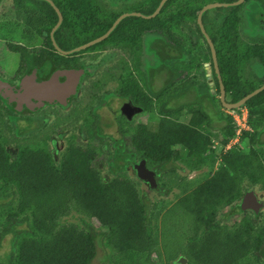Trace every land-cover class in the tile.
I'll use <instances>...</instances> for the list:
<instances>
[{
    "label": "trees",
    "instance_id": "trees-1",
    "mask_svg": "<svg viewBox=\"0 0 264 264\" xmlns=\"http://www.w3.org/2000/svg\"><path fill=\"white\" fill-rule=\"evenodd\" d=\"M30 1L20 0L17 4L26 10ZM215 1L238 0H169L157 17H128L119 26L141 24L148 32L153 31L151 35L160 28L161 35L157 32L162 44L160 59H168L171 64L162 65L168 77L167 86L162 88L158 131L138 127L134 135L136 149L149 166L163 167V172H157L160 177L155 176L157 186L151 191L169 196L186 180L178 170L191 173L203 170L208 165L206 155L213 153L214 143L219 142L213 140L216 133L212 120L198 103L171 106V99H175L180 89L185 96L189 87L199 89L201 77L206 79L203 67L206 61L210 62L216 91L215 97L209 96L213 102H220L218 121L224 122L219 129L223 133L219 144L225 149L216 158L218 166L162 215L161 235L156 236L146 194L128 172H108L110 176L106 178L94 165L93 161L104 153L101 148L77 149L70 144L62 153L61 164L55 165L48 151L23 146L18 138L13 140L18 155L10 161L6 141L0 135V245L5 237L12 236L11 253L0 264H92L98 252V236L106 240L111 250L105 264H165L162 250L167 253V264H180V256L186 258V264H244L249 257L262 261L264 219L258 221L261 214L244 216L241 223L232 227L218 219V214L227 208L228 215L236 213L235 206L256 186L264 189V90L241 107L248 111L250 130H242L238 136L235 118L219 99L220 82L211 49L197 24L200 10ZM160 2L141 0L137 8L151 15ZM263 3L264 0H246L239 6L212 10L215 14L212 19L210 11L203 15V25L216 48L226 94L236 89L239 92L227 97L231 103L264 85L262 79L242 86L238 77L240 67L253 55L264 63V46L247 45L239 37L243 16L252 27L264 20ZM44 4L50 32L58 16L49 4ZM246 7L249 9L244 10ZM45 16L36 18L45 21ZM118 16L116 13L106 23L111 26ZM63 19L62 26L79 23L78 17L71 14H65ZM187 30L189 35L184 34ZM185 50L189 59L183 60ZM175 64L178 68L171 70ZM131 87L149 98L147 85V90H137V82L132 81ZM185 113L188 122L181 121ZM235 138L238 145L226 149ZM245 145L247 151L243 149ZM73 215L82 218V225L62 222ZM92 222L107 232L96 234Z\"/></svg>",
    "mask_w": 264,
    "mask_h": 264
},
{
    "label": "flooded vegetation",
    "instance_id": "flooded-vegetation-1",
    "mask_svg": "<svg viewBox=\"0 0 264 264\" xmlns=\"http://www.w3.org/2000/svg\"><path fill=\"white\" fill-rule=\"evenodd\" d=\"M49 1L62 15V23L54 35L52 31L58 24L59 13ZM49 1L31 0L25 10L17 4L20 0H0V54L4 56L0 60V79L8 82L13 92L18 93L25 78L35 76L38 82L44 83L57 75L60 81H64L63 74L76 72L79 74L76 93L65 104L55 100L37 110L22 104L16 111L0 98V135L6 141L5 148L10 161H14L18 155V148L13 142L18 138H21L23 146H38L48 151L55 165L61 164L62 153L70 144H74L77 149L94 146L104 151L93 163L98 170L104 172L106 178L110 176L108 172H128L129 177H135L138 183L150 189L135 172H146L142 168L144 164L146 169L155 172L158 177L157 172H163V167L149 166L143 154L136 149L134 135L138 127H146L150 132H156L159 128L163 103L162 85L158 80L161 68L156 65L148 70L146 66L152 64L150 57H155L158 59L155 61L159 63L162 53L161 29H155L156 33L151 35L149 33L153 31L148 32L141 24L119 26L125 18H141L139 16H126L113 29L115 22L127 14L149 16L137 8L140 7L141 0ZM42 2L49 4L58 16L57 23L50 32L49 21L45 16L48 9ZM121 8L126 10L120 11ZM116 13L119 14L118 18L109 26L106 22L111 19L108 18ZM65 14L77 16L79 23L73 27L62 26ZM41 15L45 16V21L37 20L36 17ZM246 23V44L264 46V20L254 23L255 31L248 20ZM110 30L111 33L106 38L72 52L102 38ZM149 41L154 50L153 56L146 54V44ZM135 45L141 48L133 51ZM248 60L240 67L238 74L242 86L264 79V63L254 55ZM15 64L13 69L12 65ZM253 65L258 66L261 71L259 74L250 69ZM132 81L137 82V90H147V85L150 90L149 98L132 90ZM238 93L237 89L232 90L226 94V100ZM245 113L248 115L247 109ZM142 114L146 118L139 121L138 116ZM257 188L263 189L261 185L256 186L248 193L258 194ZM258 197L260 201H264L262 195L258 194ZM262 210H246L242 219L249 213H259L261 216L258 221H261L264 219ZM236 214L239 213L230 216ZM242 219L236 224L241 223ZM261 256L260 262L253 258L256 264L264 263V255Z\"/></svg>",
    "mask_w": 264,
    "mask_h": 264
},
{
    "label": "rangeland",
    "instance_id": "rangeland-1",
    "mask_svg": "<svg viewBox=\"0 0 264 264\" xmlns=\"http://www.w3.org/2000/svg\"><path fill=\"white\" fill-rule=\"evenodd\" d=\"M216 2V1H215ZM214 2V3H215ZM213 3V2H212ZM211 4V3H210ZM247 6H249L247 4ZM250 7V6H249ZM248 7H246L247 9ZM251 8V7H250ZM244 9V10H246ZM249 9V8H248ZM125 11V8H121L120 11ZM251 10H249L250 12ZM249 14V17L251 18V14ZM215 14L214 11L210 10L209 12V18L212 19L214 18ZM258 28V26H256ZM247 28L248 25L246 23V19L243 16V23L241 24V26L239 27L240 30V34L239 37L241 39V41L243 43L246 44V42L248 41V36H247ZM253 30L255 31V29L253 28ZM184 34L189 35L188 30L187 32L184 31ZM202 42L204 43V41L202 40ZM147 48H146V54L148 55H154V50L152 45L150 44V41L147 42L146 44ZM141 46H136L133 48V51H137L138 49H140ZM204 50V49H203ZM174 52V51H173ZM189 53H191V51H189ZM173 55H175L176 53H172ZM188 51L185 50V54H184V58L185 59H189L188 58ZM164 56V55H163ZM149 57V56H146ZM4 58V56L2 54H0V60L2 61ZM152 58L151 63L152 64H147L146 68L148 70H150V68L158 65V63L156 61H158V59L156 60V58L154 57H150ZM156 60V61H155ZM162 61V64L160 63ZM159 64L161 65L162 68V72L161 75L158 77V80L161 82L162 88L166 87V81H167V77L168 74L165 73L163 70L164 67L162 65H168V63L170 62L168 59H160ZM169 65H171L169 63ZM206 69V73H205V77H201V81L197 84V86L199 87V89L195 88V89H191V87L188 88L189 93L187 94V96L183 95L184 92H181V89L179 90V93L176 95L175 99L173 101H171V106L174 107H178L183 105H193L194 103H198L202 109H204L206 111V113L209 115L210 119L212 120V124H213V130L216 133V137H214L213 140L219 141L220 139L223 138V133L219 130L221 129V127L224 125V122L218 121L219 120V108H221V104L219 101H217V103L213 102V100H211L210 96H214L212 93V89L215 90L214 86V82H213V76H212V70H211V66H210V62L206 61L203 64ZM15 65H12V68L15 69ZM177 64L174 65L173 68H171V70H175L174 68H178L176 67ZM182 69V68H180ZM251 70H256V72L259 74V69L258 66L253 65L250 67ZM253 71V72H254ZM247 73L249 71H246ZM261 72V71H260ZM210 85L212 86V89H210ZM186 92V91H185ZM228 101H230L229 98H227ZM226 112V111H225ZM246 109L244 108H240L239 110H229L227 111L228 114H230L231 116H233L236 120H239L240 122L242 121V117L245 115ZM240 113V114H239ZM146 116L145 114L139 115L138 116V120L141 121L143 119H145ZM189 117L188 115L185 113L183 115V117H181V121L182 122H188ZM243 122V121H242ZM219 142H215L214 144H216L214 146V151L213 153L209 152L208 155H206L208 157L207 161H208V165L204 167L203 170L200 171H195V172H188L186 171H180L178 170V174L180 175V177H184L186 178V180H184L181 183V186L178 188H174L170 195L167 197H162L160 195L157 194L156 191H151L149 188H147L144 184H140L137 182V179L133 176H130L131 180L134 181L137 185V187L139 188V190H141L143 193L146 194V201L149 204V216L152 220V227L154 230V234L156 236H160L161 235V229H162V224H161V217L162 215L168 210L170 209L175 203L176 201L187 191L196 188L200 183H202L203 181H205L208 177V174L218 166V159L217 156L219 155V153L222 151L224 152L225 147H223L221 144H219ZM238 145V139L235 138L231 141V143L228 145V147L226 149H231L234 146ZM243 149L245 151L248 150V146L245 145L243 147ZM180 165V164H178ZM256 192L259 195H262L264 197V190L257 188ZM262 199V197L260 198ZM1 203V200H0ZM262 215H264V210H262ZM229 213V209H225L224 211L220 212L218 214V219H220L222 221V223H226V225L228 227H232L234 224L238 223L243 215L246 213L242 212L236 215H228ZM248 214V213H247ZM249 216H253L252 213L248 214ZM82 218L81 217H77L75 215L64 219L62 222L63 223H75V224H80L82 225ZM88 223H91L89 220H86ZM93 223V222H92ZM93 228H94V232L96 234H100V233H106L107 231L102 229L101 227H99L98 224L93 223ZM12 236L8 235L7 237H5L3 239L2 244L0 245V261L3 262L6 258V256H8L11 253L12 250ZM97 246H98V252H97V256L94 259L92 264H105L108 260V258L111 256V250L110 248L107 246L106 244V240L102 237V236H98L97 237ZM163 251V262L165 264H167L168 260L166 258L167 253L165 252V250ZM179 258H184L183 256H180ZM186 259V258H185ZM244 264H256L255 260L253 258H248L244 261ZM264 264V263H263Z\"/></svg>",
    "mask_w": 264,
    "mask_h": 264
},
{
    "label": "water",
    "instance_id": "water-1",
    "mask_svg": "<svg viewBox=\"0 0 264 264\" xmlns=\"http://www.w3.org/2000/svg\"><path fill=\"white\" fill-rule=\"evenodd\" d=\"M167 1L169 0H161L158 8L155 10L153 14L149 16H145L140 13H130V14H127L119 18L115 22L113 29L118 25L121 19L126 16H139L144 19H152L156 17L161 12V10L163 9ZM49 2L55 7V5L51 1ZM244 2L245 0H238L237 2H234V3L215 2V3L208 4L200 10L198 14V18H197V24L211 49L213 65L215 68V72L218 76L219 82H220V101L222 105L228 110L240 109L242 106L246 104V102L249 99H251L252 97L262 92L264 90V85L257 88L256 90H254L247 96H245L239 102L231 103L226 100V91H225V88H224V85L222 83L221 76H220L216 48H215V45L212 39L210 38L209 34L207 33L203 25V15L210 10H215L221 7L239 6L243 4ZM61 23H62V15L59 13V21L56 27L53 29L52 35H54V32L59 28ZM110 33H111V30L102 38L92 43H89L87 45H84L78 49H75L72 52L78 51L80 49H85L86 47L91 46L99 42L100 40L106 38ZM63 75L65 76L64 81H60L57 75H54L50 80L44 83L38 82L37 77L35 76H32L30 78L29 77L25 78L21 83V88L18 93L13 92L8 82L0 79V98L4 101H7L9 103L10 108L16 111L19 110L22 104H25L28 107L32 109H36V110L40 109L41 107L47 104H52L55 100H58L59 102L65 104V101L68 100L71 96H73L76 93L79 74L76 72H68ZM212 93L214 94L213 90H212ZM142 168L146 172H135L138 178L141 179L142 181H145L150 186V188L156 187L157 183H156V178H155V172H151L148 169H146L144 164L142 165ZM263 208H264V201H260L258 194H256L255 192H250L243 198L242 202L235 208V210L237 213H242L246 210H252L254 212H259ZM178 263L186 264L187 260L185 258H180L178 260Z\"/></svg>",
    "mask_w": 264,
    "mask_h": 264
},
{
    "label": "built area",
    "instance_id": "built-area-1",
    "mask_svg": "<svg viewBox=\"0 0 264 264\" xmlns=\"http://www.w3.org/2000/svg\"><path fill=\"white\" fill-rule=\"evenodd\" d=\"M237 126H238V130H237V134L238 136L241 135L242 130H248L249 126H248V117L247 114L245 113V115L242 117V121L240 122L239 120H236ZM228 147V146H227Z\"/></svg>",
    "mask_w": 264,
    "mask_h": 264
},
{
    "label": "clouds",
    "instance_id": "clouds-1",
    "mask_svg": "<svg viewBox=\"0 0 264 264\" xmlns=\"http://www.w3.org/2000/svg\"><path fill=\"white\" fill-rule=\"evenodd\" d=\"M213 91H214V94H215V93H216V91H215V90H213ZM219 99H220V97H219ZM227 110H228V109H227ZM229 144H230V143H229ZM229 144H228V145H229ZM228 145H227V146H228ZM226 148H227V147H226Z\"/></svg>",
    "mask_w": 264,
    "mask_h": 264
},
{
    "label": "crops",
    "instance_id": "crops-1",
    "mask_svg": "<svg viewBox=\"0 0 264 264\" xmlns=\"http://www.w3.org/2000/svg\"><path fill=\"white\" fill-rule=\"evenodd\" d=\"M212 90H214V89H212Z\"/></svg>",
    "mask_w": 264,
    "mask_h": 264
}]
</instances>
